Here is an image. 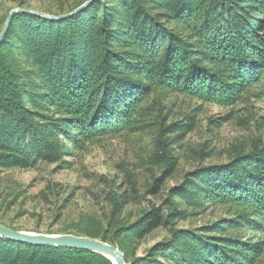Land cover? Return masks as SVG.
Masks as SVG:
<instances>
[{
    "label": "trees",
    "instance_id": "trees-1",
    "mask_svg": "<svg viewBox=\"0 0 264 264\" xmlns=\"http://www.w3.org/2000/svg\"><path fill=\"white\" fill-rule=\"evenodd\" d=\"M9 2L23 9L21 0H0ZM83 5L61 12L73 14L58 21L28 12L10 19L0 41V170L39 163L69 169L95 139L157 126L163 169L147 191L156 196L176 167L173 145L195 128L190 117L166 123L172 97L222 107L236 105L250 91L255 100L264 98V0H91ZM6 19V13L0 17V29ZM110 201L99 231L75 235L115 245L126 263L164 264L154 260H166L164 251L149 249L139 259L130 256L125 243L162 227L170 243L161 245L181 250L177 264H264L260 140L227 165L185 173L158 206L149 205L135 218L127 215L121 222L119 217L129 196L111 190ZM205 202L236 208V218L214 224V232L244 228L252 235L206 238L175 229L187 217L183 208ZM0 264L111 262L85 250L0 238Z\"/></svg>",
    "mask_w": 264,
    "mask_h": 264
},
{
    "label": "rangeland",
    "instance_id": "rangeland-1",
    "mask_svg": "<svg viewBox=\"0 0 264 264\" xmlns=\"http://www.w3.org/2000/svg\"><path fill=\"white\" fill-rule=\"evenodd\" d=\"M21 1L23 9L17 2L0 4V17L5 13L8 17L16 9L61 17V12L67 13L89 0ZM249 93L229 107L185 96L172 97L167 102L170 112L166 123L174 118L182 121L190 117L195 128L173 145L177 164L156 196L147 191L153 178H157L163 169L158 158L162 152L157 142V126L145 132H118L95 139L83 154L72 160L69 169L57 170L54 165L39 163L31 169L0 170V225L15 232L39 236H80L75 233L99 231L110 213L111 190L118 196L126 194L130 199V203L122 208L121 222L127 215L137 217L151 204L158 206L169 188L181 184L185 173L210 164L227 165L234 157L251 152L256 140L264 143V98L255 100L251 97L252 92ZM156 113L154 119H157ZM175 201L179 199L175 198ZM183 209L187 217L174 224L177 230H187L206 238H247L252 235L244 228L214 232V224L236 218V208L232 205L205 202L199 208ZM169 240L167 229L160 227L136 243L132 240L125 243L130 245V256L142 259L149 249L155 254L164 251L166 260L159 257L154 260L177 264L181 250H175L170 244L161 245Z\"/></svg>",
    "mask_w": 264,
    "mask_h": 264
},
{
    "label": "water",
    "instance_id": "water-1",
    "mask_svg": "<svg viewBox=\"0 0 264 264\" xmlns=\"http://www.w3.org/2000/svg\"><path fill=\"white\" fill-rule=\"evenodd\" d=\"M90 1L91 0L86 2L81 8L88 5ZM19 12H28L39 18H43L51 21H58L73 14L70 13L68 15L61 17H51L45 14L24 11L20 9L13 10L7 17L5 25L0 33V41L4 36V33L6 31L10 19L15 13H19ZM0 238H4L16 242L32 244V245H38V246L64 247L68 249L85 250L103 256L104 258L109 260L111 264H113L112 260L115 261V264H126L122 253L116 247L108 243L86 237H80L74 235H55V236L30 235V234L15 232L0 225Z\"/></svg>",
    "mask_w": 264,
    "mask_h": 264
},
{
    "label": "bare ground",
    "instance_id": "bare-ground-1",
    "mask_svg": "<svg viewBox=\"0 0 264 264\" xmlns=\"http://www.w3.org/2000/svg\"><path fill=\"white\" fill-rule=\"evenodd\" d=\"M112 263H113V264H115V261H114V260H112Z\"/></svg>",
    "mask_w": 264,
    "mask_h": 264
}]
</instances>
